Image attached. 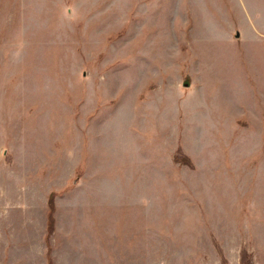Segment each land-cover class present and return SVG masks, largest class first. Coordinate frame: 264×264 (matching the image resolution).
Returning a JSON list of instances; mask_svg holds the SVG:
<instances>
[{"label": "rangeland", "instance_id": "374dc122", "mask_svg": "<svg viewBox=\"0 0 264 264\" xmlns=\"http://www.w3.org/2000/svg\"><path fill=\"white\" fill-rule=\"evenodd\" d=\"M260 101L264 0H0V264H264Z\"/></svg>", "mask_w": 264, "mask_h": 264}, {"label": "trees", "instance_id": "16d2710c", "mask_svg": "<svg viewBox=\"0 0 264 264\" xmlns=\"http://www.w3.org/2000/svg\"><path fill=\"white\" fill-rule=\"evenodd\" d=\"M181 154H176L174 156V161L178 162L180 161V158H178ZM184 162L186 164H188L189 166H191V162L190 159L187 158H183ZM54 195L55 192H50L47 198V208H48V215H47V220H46V240H48V238L50 237V234L53 232V223H54V218H53V212H54ZM48 254H49V250H48ZM47 264H50V260L49 262L47 261Z\"/></svg>", "mask_w": 264, "mask_h": 264}, {"label": "crops", "instance_id": "0c3cea01", "mask_svg": "<svg viewBox=\"0 0 264 264\" xmlns=\"http://www.w3.org/2000/svg\"><path fill=\"white\" fill-rule=\"evenodd\" d=\"M262 38V37H261ZM263 39V38H262ZM263 45V44H262ZM256 79H257V82L261 85L263 83V78L262 76L260 75L262 72H263V68L260 67V66H256ZM261 69H260V68ZM259 86V85H258ZM258 106L260 107L261 109V113L262 115H264V104L262 103V101L259 102Z\"/></svg>", "mask_w": 264, "mask_h": 264}, {"label": "water", "instance_id": "95a60500", "mask_svg": "<svg viewBox=\"0 0 264 264\" xmlns=\"http://www.w3.org/2000/svg\"><path fill=\"white\" fill-rule=\"evenodd\" d=\"M238 36H239L238 33H236V34H235V38H238ZM184 83H185V82H184ZM183 86H184V87H188V86H189V83H185V84H183Z\"/></svg>", "mask_w": 264, "mask_h": 264}]
</instances>
